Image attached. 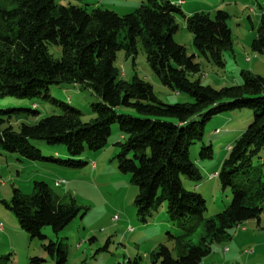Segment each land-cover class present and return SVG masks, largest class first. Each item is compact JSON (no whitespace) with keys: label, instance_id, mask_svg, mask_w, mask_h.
Segmentation results:
<instances>
[{"label":"trees","instance_id":"obj_1","mask_svg":"<svg viewBox=\"0 0 264 264\" xmlns=\"http://www.w3.org/2000/svg\"><path fill=\"white\" fill-rule=\"evenodd\" d=\"M162 1L147 0L134 13L120 16L70 2L61 4L60 0H0V155L16 154L32 162L49 160L35 145L44 143L64 146L69 157L80 158L104 150L117 124L122 141L116 144V161L120 173L130 175L138 188L135 206L140 221L147 224L166 203L169 221L184 231L179 237L170 235L176 257L160 244L151 254L152 262L201 264L214 246L232 241L236 227L252 220L260 223L264 214V79L242 71L240 85L221 89L203 85L196 55H189L175 41L181 6ZM183 16L198 54L224 68V52L233 48L229 14ZM139 44L160 83L187 95L190 103H163L151 84L137 76L132 81L122 78L116 68L117 54L124 51L127 59L134 57ZM50 46L60 48L59 58L50 52ZM251 50L264 55V19ZM63 85L89 89L100 99L91 106L96 116L91 123H83L80 110L50 95L52 86ZM37 101L60 107L62 114L44 117ZM244 109L252 111L254 119L236 139L218 173L223 189L231 191V203L203 221L204 197L186 190L182 183V177L201 179L190 148L202 141L206 122L212 117ZM212 156L208 147L200 160ZM58 162L72 168L84 165L82 161ZM7 208L14 212L21 229L40 241L47 239L45 227L59 234L82 210L75 200L56 196L40 182L29 196L15 191ZM196 218L203 221L204 231L198 244L191 240L197 227L189 225ZM43 247L58 264L67 261L62 243L50 241ZM6 260L0 259V264ZM31 263L45 261L33 258Z\"/></svg>","mask_w":264,"mask_h":264},{"label":"rangeland","instance_id":"obj_2","mask_svg":"<svg viewBox=\"0 0 264 264\" xmlns=\"http://www.w3.org/2000/svg\"><path fill=\"white\" fill-rule=\"evenodd\" d=\"M167 1H176V4L184 2L180 10L186 17L202 12L214 15L217 11H224L230 16L227 24L232 31L233 48L224 52V68L212 65L198 54L184 16H176L179 30L175 41L184 46L189 55H196V62L201 66L198 78L203 85L215 89L240 85L242 71L264 79V55L255 54L251 50L257 29L264 19V0H163L162 3ZM69 2L76 6H87L89 10H109L120 16L134 13L141 5L147 4V0H60L61 4ZM50 52L56 58L61 55L60 48L55 46H50ZM116 68L125 81H132L137 76L151 84L163 103L174 105L191 102L187 95L177 94L160 83L148 65L141 44L138 53L129 59L124 51L119 52ZM50 95L65 106L80 110L83 123H91L95 119L91 106L101 102L91 90L70 85L52 86ZM36 103L44 117L62 114V109L54 104L44 101ZM123 113L137 116L130 110H124ZM253 119L254 113L246 109L220 113L206 122L202 141L190 148V158L200 170L201 179L195 181L182 177V183L186 190L204 197L206 211L203 221L214 218L231 203V191L223 189L218 176L214 175L219 173L223 161L228 157L229 147L233 146ZM28 122L34 123V120ZM121 141L120 129L116 124L112 127L108 146L104 150L98 153L87 152L80 158L69 157L64 146L50 147L44 143L35 145L49 160L32 162L16 154L0 155V224L3 226V230H0V259L8 258L4 263L32 264L33 258H39L45 261L44 264H58L57 258H52L44 250L43 246L50 241L64 245L67 252L64 264H154L151 254L160 244L168 247L176 257L175 243L171 236H182L184 231L169 221L166 203L162 204L147 224L140 221L135 206L138 188L131 182L130 175L120 173L116 161L119 153L116 144ZM208 147L212 148V158L200 160L201 152ZM58 161H82L84 165L72 168ZM59 181L65 183L58 186ZM37 182L47 184L60 198L75 200L76 205L82 209L59 234L45 227L43 234L47 239L44 241L31 239L21 229L14 212L7 208V205H12L15 191L29 196ZM117 215L120 219L114 222ZM262 219L264 221V214ZM203 221L198 218L190 221V226L197 227L191 237L194 244H198L204 235ZM254 222L248 221L236 227L232 232L233 238H236L242 227L247 231L251 229ZM130 228L134 232L130 233ZM256 231L258 237L264 238L263 225ZM250 264H264V255Z\"/></svg>","mask_w":264,"mask_h":264},{"label":"crops","instance_id":"obj_3","mask_svg":"<svg viewBox=\"0 0 264 264\" xmlns=\"http://www.w3.org/2000/svg\"><path fill=\"white\" fill-rule=\"evenodd\" d=\"M254 223L255 225L250 226L251 229L248 231L242 227L239 234L236 235V238H232L230 243L214 246L212 253L204 258L201 264H250L252 261L257 262V259L264 255V238L258 237L259 234H256L258 232L256 230L261 225L264 226V221L261 217L260 223L257 221Z\"/></svg>","mask_w":264,"mask_h":264},{"label":"built area","instance_id":"obj_4","mask_svg":"<svg viewBox=\"0 0 264 264\" xmlns=\"http://www.w3.org/2000/svg\"><path fill=\"white\" fill-rule=\"evenodd\" d=\"M64 183H65L64 181H59V182H57V185L59 186V185L64 184ZM119 219H120V217L117 215V216L114 217L113 220H114V222H117V221H119ZM0 230H3V226L1 224H0ZM132 232H134V229L133 228H131V233Z\"/></svg>","mask_w":264,"mask_h":264},{"label":"bare ground","instance_id":"obj_5","mask_svg":"<svg viewBox=\"0 0 264 264\" xmlns=\"http://www.w3.org/2000/svg\"><path fill=\"white\" fill-rule=\"evenodd\" d=\"M179 6H182V5H184V3L183 2H179V4H178ZM247 61L248 62H250V60L249 59H247ZM229 151L231 150V147H229V149H228ZM218 176V174H215V177H217ZM129 232L131 233V228L129 229Z\"/></svg>","mask_w":264,"mask_h":264}]
</instances>
